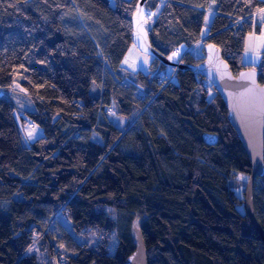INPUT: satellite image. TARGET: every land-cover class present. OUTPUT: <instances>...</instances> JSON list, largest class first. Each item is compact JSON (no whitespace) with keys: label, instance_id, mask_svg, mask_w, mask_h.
<instances>
[{"label":"trees","instance_id":"1","mask_svg":"<svg viewBox=\"0 0 264 264\" xmlns=\"http://www.w3.org/2000/svg\"><path fill=\"white\" fill-rule=\"evenodd\" d=\"M138 1L0 0V264H50L40 254L56 264L60 256L64 264H125L135 227L148 264H264V240L229 184L237 174L248 180L252 167L220 95L187 70L166 74L164 85L158 74L167 67L154 58L149 74L121 66ZM262 10L264 0H147L156 14L146 29L167 58L195 66L204 55L188 49L200 42L204 54L214 44L235 75L255 68L264 83V60L243 63ZM15 85L44 131L28 147ZM205 134L217 135V145ZM253 206L264 229V177ZM60 213L73 235L54 241L48 232ZM90 236L96 244L76 238Z\"/></svg>","mask_w":264,"mask_h":264},{"label":"water","instance_id":"2","mask_svg":"<svg viewBox=\"0 0 264 264\" xmlns=\"http://www.w3.org/2000/svg\"><path fill=\"white\" fill-rule=\"evenodd\" d=\"M146 1H138L132 18L133 45L167 68L191 71L208 79L220 95L228 109L229 122L242 142L252 167L244 191V210L264 240V229L256 220L253 206L255 184L257 179L264 177V83L259 82L255 68L244 69L235 75L221 50L214 44L204 47L203 61L195 66H187L163 56L152 46L146 29ZM3 95L0 91V98ZM203 139L210 146L218 143V137L214 134H205ZM134 232L137 246L125 264H148V252L141 231L135 227Z\"/></svg>","mask_w":264,"mask_h":264},{"label":"rangeland","instance_id":"3","mask_svg":"<svg viewBox=\"0 0 264 264\" xmlns=\"http://www.w3.org/2000/svg\"><path fill=\"white\" fill-rule=\"evenodd\" d=\"M109 1L112 6L115 5L116 0H109ZM213 6H215L214 3L212 4V7ZM155 14H156V11H153L152 14L147 13L146 23L151 22ZM213 16H214V11L210 10L206 16L205 23L202 29L203 36L209 33V27L213 19ZM260 19L261 17L258 18L256 22ZM255 24H258V23H255ZM246 41H247V45L245 46V49L243 52V63L245 65H251V66H256V67L260 66L264 60V24H263V28L261 26L260 33L256 31L251 32V34H248ZM198 48L200 49V51L198 52V55H195V57L202 58V55L204 54H203L201 43L198 45ZM178 55L179 53L175 56H178ZM180 59L177 60L179 61V63H181ZM152 60H153V57L140 52L133 45L129 49L121 66L122 68H124L125 70L133 74H136L138 72L149 74L151 72L150 68H151ZM178 70L179 69H177V71ZM172 72H173V69L166 68L164 73H166L167 75H169V77H171ZM162 73L163 72L158 74V77L160 79H162L160 77V74ZM123 84L126 86L129 85L128 82H123ZM14 88H15V92L12 95V100L17 106L16 119H17V123H18L19 130L21 133V144L23 147H28L33 142L38 140L40 137L44 136V131L41 127L34 125L26 114L27 112H31L35 110V106L33 105V103L26 96H24V94L22 93V91L17 85H15ZM136 94L140 98L144 97V95L142 94L140 90H137ZM22 117L24 118V120H22ZM112 117H113L114 124H116L119 128L124 129L126 121L124 119L119 118L117 115L115 116L113 115ZM247 181L248 180L246 179V176L240 175V174L233 176L229 181L230 187L234 190L235 194L241 199L244 198L245 196L244 190H245ZM112 215L116 219V215L113 213ZM48 233H49L48 235H50L51 239H53L54 241L60 239L66 233L73 235L71 224L69 223L64 213L62 214L60 213V215L57 216V218L55 219V221L52 223L51 227L49 228ZM76 238L79 243H85V242H88L89 244L97 243V238H95L94 236H90L88 241H86L82 237H76ZM40 245H41V242L36 246V248L33 251L37 252L38 247ZM117 245H118V239H117L116 233H113V239L110 245L111 253L115 252ZM40 255L42 259L44 258L50 264H56L57 262L56 259L54 258L53 259L49 258L48 256L44 254H40Z\"/></svg>","mask_w":264,"mask_h":264},{"label":"crops","instance_id":"4","mask_svg":"<svg viewBox=\"0 0 264 264\" xmlns=\"http://www.w3.org/2000/svg\"><path fill=\"white\" fill-rule=\"evenodd\" d=\"M261 17V19L260 20H258L257 22H256V20L258 19V18H260ZM252 21H253V23L255 24V23H258V25L260 24L261 26H262V28H263V24H264V10H262V11H259V12H257L254 16H253V18H252ZM211 24V23H210ZM260 32H261V30H260ZM259 32V33H260ZM208 34L209 33H207L205 36H203L204 38L205 37H207L208 36ZM200 44V42H198V43H196L195 45H193L191 48H189V50L194 54V55H198L197 53L200 51V49L198 48V45ZM247 45V41H246V43H245V46ZM196 53V54H195ZM203 56V55H202Z\"/></svg>","mask_w":264,"mask_h":264},{"label":"built area","instance_id":"5","mask_svg":"<svg viewBox=\"0 0 264 264\" xmlns=\"http://www.w3.org/2000/svg\"><path fill=\"white\" fill-rule=\"evenodd\" d=\"M148 13H150V14H152L153 13V11H150V12H148ZM176 73V71L174 72V74ZM173 74V75H174ZM160 77L162 78L161 80L163 81V83H164V85H166L169 81H166L167 80V75L163 72L162 74H160ZM160 79V78H159ZM166 81V82H165ZM203 82V84L204 85H207L208 84V82L207 81H205V80H203L202 81ZM58 262L59 263H61V264H64L65 263V260L62 258V256H60L59 258H58Z\"/></svg>","mask_w":264,"mask_h":264},{"label":"bare ground","instance_id":"6","mask_svg":"<svg viewBox=\"0 0 264 264\" xmlns=\"http://www.w3.org/2000/svg\"><path fill=\"white\" fill-rule=\"evenodd\" d=\"M195 54H196V53H195ZM197 54H198V53H197ZM171 69H173L174 72H175V71L177 72V69H176V68H175V69H174V68H171ZM165 74H166V73H165ZM173 74H174V73H173ZM172 76H173V75H172ZM201 79H202V81H203V80L207 81V82H208V85L210 84V81H209L208 79H206V78H202V77H201Z\"/></svg>","mask_w":264,"mask_h":264}]
</instances>
